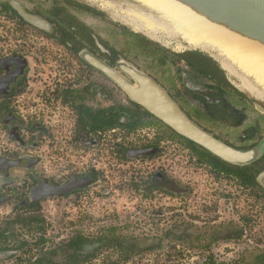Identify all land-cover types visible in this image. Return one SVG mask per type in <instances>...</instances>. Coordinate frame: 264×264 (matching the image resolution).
<instances>
[{"label": "flooded vegetation", "instance_id": "obj_1", "mask_svg": "<svg viewBox=\"0 0 264 264\" xmlns=\"http://www.w3.org/2000/svg\"><path fill=\"white\" fill-rule=\"evenodd\" d=\"M11 1L46 21V29L25 22ZM118 1L0 0V18L10 25L11 35L8 43L0 36V134L13 146L0 155V215L5 216L0 218V264H19L20 254L30 255L46 244L43 205L51 199L72 200L79 220L87 219L90 201L111 194L112 159L130 176L127 190L139 201L141 226L153 227L151 219L159 223L165 216H181L194 196L191 178L186 180L171 166V148H180L188 165L202 171L215 192L231 188L227 196L233 198L241 188L264 196L253 187H241L239 176V168L253 167L249 181L259 172L257 181L264 173V156L238 166L214 160L198 145L205 153L197 152L87 61H99L132 86L137 83L124 68L145 73L193 122L231 148L250 151L264 143V112L258 107L264 109V100L224 66L218 53L194 48L175 54L158 47L146 29L135 30L119 13L113 14L111 5ZM111 134L120 136L114 149L107 144ZM54 189L61 194L47 197ZM33 192L42 200L34 201ZM171 201L179 202L180 209L171 212ZM165 208L168 213H163ZM184 223L172 230L160 225L159 245L185 238L198 241L195 233L181 235L179 230L186 233L192 227ZM21 229L40 239L31 245L20 238ZM107 242L106 233L94 236L79 228L63 243L79 246L77 257L86 261ZM63 243L59 246L66 253L65 264L74 254ZM99 244L96 252L82 254ZM39 252L35 262L49 251Z\"/></svg>", "mask_w": 264, "mask_h": 264}, {"label": "rangeland", "instance_id": "obj_2", "mask_svg": "<svg viewBox=\"0 0 264 264\" xmlns=\"http://www.w3.org/2000/svg\"><path fill=\"white\" fill-rule=\"evenodd\" d=\"M2 1L7 2V0ZM116 4L111 5L110 10L115 11L113 14L119 13L123 20H125L127 13H136L135 9L130 8L138 7V4L129 0H120ZM126 20L131 25L132 19ZM9 27L10 25L0 18V36L7 38V43L10 41L8 37L11 36ZM144 33L148 34L146 31ZM159 37L161 38L160 41L153 38V40H149L150 38L148 40L175 54L194 50L181 37L171 39L165 31L160 33ZM239 80L237 79V84L241 85ZM249 81L254 91L256 90L253 91V95L264 100V87L258 85L252 78H249ZM64 127L67 130L70 129L68 125H64ZM112 135L107 139V144H110L114 149L115 144L121 141L119 140L120 136L113 137ZM7 145L9 144L6 142V137L0 134V155L4 154V150L13 147ZM174 149L171 148V166L176 168L179 175L185 177L186 180L191 178V182L195 184L194 196L181 216L178 213L175 216L171 215V219H168L170 216H165L159 223L155 220L153 222L151 219L153 227H149V224L141 226V217L138 214L141 210L139 201L132 197L127 190L129 185L127 180L130 176L125 177L122 173L123 168L119 166L116 160L112 159L110 165L111 186L109 189L111 194L107 199L95 196V199L90 201V215L87 219L79 220V216L74 210L76 205L70 199L62 202L51 199L43 205L45 211L43 216L46 218V232L43 234V239L46 244L40 250H56L61 253L55 255L54 261L55 264H62L66 253L61 252L59 245L66 242L74 231L81 228L84 233H90L94 236L106 233L108 242L98 252L95 250L99 249L100 244L96 248L88 247L82 254L87 255L92 253L91 251H95L96 254L93 258L83 260L78 264H206L213 262L215 264H255L256 257L264 252V199L251 195L249 190L242 191L241 188L238 189L237 195L233 198L227 196V193L232 191L231 188L222 187L218 192H215L216 187L209 185L205 174L192 167L191 163L188 165L189 158L187 155L183 154L178 147ZM132 169L135 168L132 167ZM121 185L123 188H120ZM257 195L260 196V194ZM178 209H180L179 202L171 201V212ZM156 211L157 209H154V212ZM5 212L7 211L3 210V213ZM163 213H168V208H165ZM2 217L5 216L0 215V218ZM183 221L186 222L184 224H190L192 227L186 233L185 230H179L182 232L181 235L193 236L195 233L201 238L198 241H190V239L185 238L186 243L170 242L160 246L161 238L159 236H162L163 232L159 228L170 229L171 226V230L176 229L182 225L180 223ZM160 225L162 226L159 227ZM19 234L20 238L30 240L31 245L40 239V235L33 234L32 236L22 229ZM112 239L122 240L125 249L128 246H134L136 252L130 253L131 259L128 262L123 261L126 250H115L108 246ZM62 245L64 247L66 243ZM40 250L33 251L26 256L20 254L22 262L18 263L38 264L35 259Z\"/></svg>", "mask_w": 264, "mask_h": 264}, {"label": "water", "instance_id": "obj_3", "mask_svg": "<svg viewBox=\"0 0 264 264\" xmlns=\"http://www.w3.org/2000/svg\"><path fill=\"white\" fill-rule=\"evenodd\" d=\"M176 1L207 21L264 48V0ZM10 6L25 22L37 28L46 29L47 22L40 17L30 15L21 3L11 1ZM87 61L122 88L133 102L144 107L147 112L171 128L177 135L205 149L216 158L233 165L249 166L264 156V143L250 151H240L217 140L193 122L169 94L145 73L129 66L124 68V72L137 83L136 86H132L125 77L99 61L90 58ZM258 107L264 112L261 106ZM257 182L264 189V173L259 175ZM59 194L61 191L54 189L46 196L55 197ZM32 198L36 202L42 200L36 199L35 192L32 193Z\"/></svg>", "mask_w": 264, "mask_h": 264}, {"label": "bare ground", "instance_id": "obj_4", "mask_svg": "<svg viewBox=\"0 0 264 264\" xmlns=\"http://www.w3.org/2000/svg\"><path fill=\"white\" fill-rule=\"evenodd\" d=\"M131 1L139 7L130 8L136 13H127L124 21L131 18L136 30L145 28L149 37L159 41V34L165 31L169 38L181 37L192 48L216 52L224 59V66L239 76L249 90L254 91L249 78L264 87V48L259 44L207 21L176 0Z\"/></svg>", "mask_w": 264, "mask_h": 264}, {"label": "trees", "instance_id": "obj_5", "mask_svg": "<svg viewBox=\"0 0 264 264\" xmlns=\"http://www.w3.org/2000/svg\"><path fill=\"white\" fill-rule=\"evenodd\" d=\"M177 139L183 143V144H186V145H189V146H192L194 150H196L197 152H203L205 153L203 150H201L199 147H197L196 144L190 142L189 140L187 139H184L183 137L179 136V135H176ZM207 154V153H206ZM209 155V154H207ZM211 156V155H210ZM214 158V160H217V158L215 157H212ZM253 167H247V168H239L240 169V173H239V176H240V186L241 187H245V189H248V188H251L253 187L256 191H261L264 193V190L259 186V184L257 183L256 181V176L259 172L256 173V176H254L251 180V182L249 181V178L251 177L250 176V171ZM256 168V166H255ZM256 196L259 198V199H264V196H259L256 194ZM77 240H81L80 237H77ZM109 247H113V249L117 250H126L125 252V256L123 257V261L124 262H128L129 259H131V255L130 253L132 252H136L135 249H134V246H128L126 249L123 245V241L119 240V239H112L110 240V244H108ZM67 247V249H70L73 251V254L74 255H69L67 256L68 260L66 261L67 264H78L80 263L81 261H83L81 258H78L77 256V250L80 249L79 246L77 245H72V244H66L65 245ZM124 252V251H123ZM57 254V251L55 250H52V251H49L47 252V254L45 255L46 258H43V259H39V261L37 262L38 264H55L56 262L53 260V258L55 257V255ZM66 255V254H65ZM66 258V257H65ZM88 260V259H87ZM256 263L255 264H264V252L261 253V255L257 256L256 259H255ZM59 264V263H57ZM206 264H215L214 262L213 263H206Z\"/></svg>", "mask_w": 264, "mask_h": 264}]
</instances>
